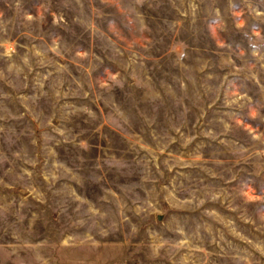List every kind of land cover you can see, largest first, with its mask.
I'll use <instances>...</instances> for the list:
<instances>
[{
	"label": "rangeland",
	"instance_id": "rangeland-1",
	"mask_svg": "<svg viewBox=\"0 0 264 264\" xmlns=\"http://www.w3.org/2000/svg\"><path fill=\"white\" fill-rule=\"evenodd\" d=\"M0 264H264V0H0Z\"/></svg>",
	"mask_w": 264,
	"mask_h": 264
}]
</instances>
